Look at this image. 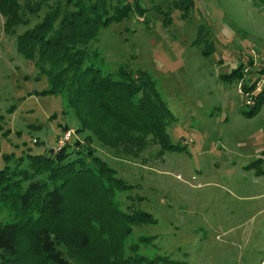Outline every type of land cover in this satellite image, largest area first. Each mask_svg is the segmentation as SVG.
Returning <instances> with one entry per match:
<instances>
[{"label":"rangeland","instance_id":"374dc122","mask_svg":"<svg viewBox=\"0 0 264 264\" xmlns=\"http://www.w3.org/2000/svg\"><path fill=\"white\" fill-rule=\"evenodd\" d=\"M55 1L64 2L45 3ZM138 3L143 11L100 29L88 46L102 74L145 72L171 114V151L148 143L126 157L91 144L113 173L112 206L142 213L124 252L143 264H264V100L245 116L264 94V10L249 0ZM44 12L10 35L0 18V170L56 152L63 128L72 133L66 152L85 145L63 98L41 95L45 77L16 52V37Z\"/></svg>","mask_w":264,"mask_h":264},{"label":"trees","instance_id":"16d2710c","mask_svg":"<svg viewBox=\"0 0 264 264\" xmlns=\"http://www.w3.org/2000/svg\"><path fill=\"white\" fill-rule=\"evenodd\" d=\"M112 1L48 6L47 0H0L6 35L27 25L26 15L45 11L16 37V52L45 77L41 95L63 98L65 112L78 124L73 134H86L85 145L74 142L71 152L65 144L51 154L27 155L23 168L19 161L0 170V209L8 218L0 221V264L144 263L124 252L127 230L142 213L124 215L112 206L113 173L90 147L126 157L148 143L157 145L159 154L171 151L164 131L171 114L145 72L119 67L113 76L102 74L96 50H88L100 29L143 11L138 0L115 6ZM249 1L264 10V0ZM263 100L264 94L245 116H253Z\"/></svg>","mask_w":264,"mask_h":264},{"label":"built area","instance_id":"2783aa9c","mask_svg":"<svg viewBox=\"0 0 264 264\" xmlns=\"http://www.w3.org/2000/svg\"><path fill=\"white\" fill-rule=\"evenodd\" d=\"M72 133L70 131H66L63 133L62 137L58 139L57 143V148L56 151H58L59 149H61V147H63L65 144L68 143L70 137H71Z\"/></svg>","mask_w":264,"mask_h":264}]
</instances>
